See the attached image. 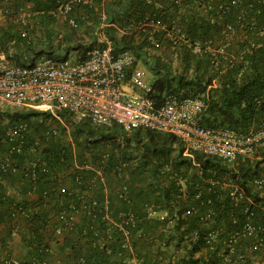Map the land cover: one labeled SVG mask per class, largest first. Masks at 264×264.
<instances>
[{"label": "trees", "instance_id": "1", "mask_svg": "<svg viewBox=\"0 0 264 264\" xmlns=\"http://www.w3.org/2000/svg\"><path fill=\"white\" fill-rule=\"evenodd\" d=\"M207 1L63 0V4L70 5V11L63 18L58 12L61 3L56 0H9L3 4L7 9L0 11L16 14L24 10L18 9L20 6L29 5L27 12L33 15L34 21L32 25H21V21L14 18L8 26H0V54L19 65L29 64L40 55L55 58L60 51L68 56L67 52L72 50L76 56L83 57L88 49L98 44L100 33L112 43L115 53L129 51L137 61L147 65L153 77L151 96L156 105L167 94L183 90L204 100L206 107L201 126L246 133L264 122V4L254 0L252 9H248L250 0H240L238 6L228 9L211 24L207 12L203 11ZM13 6L17 9H11ZM57 15L62 18L59 26ZM70 18L75 21L74 26L69 25ZM158 19L166 26L165 31L149 26V21ZM225 23L234 26L235 33L227 38L225 56H217L215 66L209 54L192 53L195 43L226 38ZM19 25L28 35L40 31V36L35 42L29 41L18 31ZM175 28L186 38V43L178 40ZM154 42L159 46L154 47ZM156 50L160 53H152ZM55 113L71 129L70 138L65 137V128L48 111L5 113L15 122L27 123L30 129L22 154L12 159L19 167L27 159H38L50 173L37 184L35 197L29 198L24 195L28 194L30 185L21 172L0 170V252H8L10 242L18 237L20 245L28 248V259L40 257L45 264H50L49 243L59 238L52 234L51 219L60 208L50 204L51 189L75 188V172L71 170L75 160L78 164L89 163L96 167L104 164V173L112 181H108V211L116 221L120 215H133V222L126 226L140 263L237 264L241 257L242 264H251L246 250L253 244L252 239L239 238L230 252L229 237L240 224L249 220L243 212L246 207L254 213L250 219L254 226L264 228V217L259 209L234 201L230 188L220 184L237 183L246 196L264 206V182L257 191L252 186L254 179L264 180L260 173L264 150L255 158L245 160L246 164L237 170L234 165L242 161L232 164L197 153L193 158L183 155L181 143L169 133L148 129L125 132L118 126L96 127L75 121L65 111L56 110ZM46 121L49 124H45ZM12 123L0 128V151L4 152L0 162L8 157L9 143L3 138V131ZM49 127L55 128L56 134L41 138ZM37 139L40 141L35 144ZM32 147L34 153L30 150ZM121 162L127 165L121 170L127 177V200L117 195L116 167ZM83 176L84 181L92 173L83 172ZM209 181L220 184L210 185ZM19 186L20 191L17 190ZM87 188L81 186L79 190ZM43 191L51 193L48 202L41 199ZM197 191L199 199L194 197ZM90 199L97 203L92 209L95 219L85 210L79 215L81 221H77L73 231L55 242H60V251H68L59 260L62 264H130L126 250L121 248V233L114 229L107 233L106 223L101 220L103 193L100 186L94 187ZM67 200L64 196V205ZM149 208L156 212L167 211V216L164 219L150 217ZM190 208H195L196 212L185 215V210ZM16 209L26 216L17 214L14 217ZM207 214L209 217L205 218ZM234 217L237 222H233ZM211 230L218 231L212 246L205 239ZM98 241L104 245L100 246ZM43 246L48 251L42 253ZM263 248L254 255L262 263ZM1 257L11 256L0 253ZM20 264L27 262L20 260Z\"/></svg>", "mask_w": 264, "mask_h": 264}, {"label": "built area", "instance_id": "2", "mask_svg": "<svg viewBox=\"0 0 264 264\" xmlns=\"http://www.w3.org/2000/svg\"><path fill=\"white\" fill-rule=\"evenodd\" d=\"M3 0L1 3L8 2ZM61 3L58 9L60 15L65 18L70 11L69 3H62L63 0H56ZM250 0L248 9H252ZM264 4V0H258ZM240 0H208L203 6V11L207 12V20L214 24L222 14L228 9L236 7ZM216 9V12H214ZM247 9V8H240ZM69 25L74 26L75 21L68 19ZM149 26L158 31H165L166 26L161 20L149 21ZM101 25L104 26L102 20ZM173 28V27H172ZM178 40L186 43L183 34H179V29L175 28ZM223 32L226 38L208 40L202 44L195 43L192 46V53H207L211 56L212 63L216 65L217 56L224 57L228 45L227 38L235 33V27L229 23L223 25ZM264 33V31L262 32ZM172 41V39L170 38ZM97 45L88 49L83 57L72 55L63 58H53L40 55L29 64H14L7 59L4 54H0V109L6 108H26L48 111L58 123L68 132V126L56 115L55 111L67 112L77 122H88L96 127L118 126L125 132L135 129H148L157 132L169 133L175 136L183 147V155L191 157L197 153L206 157L214 158L225 163H237L255 158L260 150H264V122L258 127L250 129L246 133H237L228 128H209L201 126V116L206 104L201 97L191 96L183 90L172 92L163 97L162 102L155 104L151 96L152 85L147 81L152 77L148 68L141 66L129 51L115 53L114 47L107 38L97 35ZM174 42V41H173ZM154 47L159 44L154 42ZM67 54H69L67 52ZM30 129L25 122H14L3 131V138L9 143L8 157L0 162V170L19 171L23 179L29 183L28 194H36L37 184L44 176L49 175L50 170L46 168L38 159H27L22 166L12 159L13 156L22 154L25 147V137ZM57 130L49 127L41 138L55 135ZM38 144L40 139H37ZM70 140V139H69ZM33 153L35 148L30 149ZM126 162H121L116 167V177L118 179L117 195L121 200H127V177L121 170L126 168ZM104 164L92 166L89 163L78 164L73 161L72 171L74 174L73 189L58 187L52 191L50 204H56L60 208L52 215V234L55 237H63L67 232L73 231L78 221L79 215L85 210L89 216L95 219L92 209L97 205L91 198V191L97 185L103 193V210L101 220L106 223L107 233L114 229L122 235L121 248L126 250L130 264H142L136 258L130 243V230L128 224L133 222V215H120L116 221L109 213L107 205V195L109 193V183L107 175L104 173ZM91 172L89 179L82 180L83 172ZM264 180L254 179L252 186L257 191L262 188ZM210 185L220 184L218 181H209ZM181 184V181H180ZM221 187L230 188V197L236 202L247 203L251 208L260 210L264 217V206L245 194L244 189L237 183L220 184ZM88 186L87 190H79L80 187ZM54 192V194H53ZM183 194V191H181ZM51 193L43 191L41 199L48 202ZM64 196L69 199L64 205ZM195 199L200 198V192L194 195ZM201 204H203L201 202ZM246 207L243 212L247 219L236 228L229 237L228 245L230 252L239 238L252 239V245L247 247V254L251 264H264L259 262V257L255 253L264 247V228L256 227L250 219L254 213L248 211ZM196 212L195 208L185 210V215ZM26 216L23 211L16 209V215ZM148 216L164 219L167 211L156 212L152 208L148 209ZM209 214L205 216L208 218ZM237 222V217L233 218ZM98 236L95 230H92ZM218 231L211 230L206 235L207 244L212 246L217 239ZM14 235V234H13ZM99 242V241H98ZM99 245H104L99 242ZM264 249V248H263ZM107 253L110 252L106 248ZM48 249L43 246L41 252ZM226 261L228 258H224ZM27 264H45V260L40 257H32L26 260ZM82 263V261H81ZM240 257L237 264H242ZM0 264H20V260L13 257H1ZM83 264V263H82Z\"/></svg>", "mask_w": 264, "mask_h": 264}, {"label": "rangeland", "instance_id": "3", "mask_svg": "<svg viewBox=\"0 0 264 264\" xmlns=\"http://www.w3.org/2000/svg\"><path fill=\"white\" fill-rule=\"evenodd\" d=\"M58 16V15H57ZM17 21V20H20L21 21V25H23L24 23H28L30 25H32L33 21H34V17L32 14H30L29 12H27V9H24V10H20V12L16 13V14H5L3 13L2 11H0V26H3V27H6L8 26V22H12L13 20ZM57 25H61L62 24V18L61 16H58L57 17ZM16 25V23H15ZM21 33L25 34V37L26 39H29V41H36L38 39V37L40 36V31H37L35 34H32V35H28L26 30L24 28H21L20 25H19V28H18ZM103 35V34H102ZM60 39V37H58ZM57 40V39H56ZM56 40H54V43H56ZM72 53H74L72 50L69 52V55L71 56ZM152 53L154 54H158L160 53L158 50L156 51H153ZM65 56V53L63 51H60L59 53H56L55 55V58H63ZM29 59V57H28ZM140 62V65L141 66H144L147 68V65L144 64L143 62L139 61ZM147 83L149 85H152L153 83V77H151ZM32 111H41V110H38V109H26V108H6V109H0V128H3L5 125H7L9 122H15L13 118H9L5 113H10L11 115H16V113H31ZM45 124H49L48 121L45 122ZM65 132V137L67 138H70V135H71V129L69 128V131ZM4 152L3 151H0V157H3L4 155ZM193 158V157H192ZM246 161H242L241 163H237L234 165V168L238 170L239 167L241 166H244L246 163ZM24 164V162L22 163ZM194 165L196 167H198L197 164L194 163ZM262 169H261V174L264 175V163L260 166ZM59 180V179H58ZM108 181L112 183V181L108 178Z\"/></svg>", "mask_w": 264, "mask_h": 264}, {"label": "crops", "instance_id": "4", "mask_svg": "<svg viewBox=\"0 0 264 264\" xmlns=\"http://www.w3.org/2000/svg\"><path fill=\"white\" fill-rule=\"evenodd\" d=\"M22 6H20V8H18V9H28V7H29V5H27V6L22 5ZM0 9H7V8H6V6L3 7V3L0 2ZM11 9H17V8H16V6H13ZM66 184H68V183H66ZM17 190L20 191V190H22V188H20V186H19L17 188ZM25 190H26V187H25ZM26 191H25V193H27ZM35 195L36 194H34V195L25 194L24 196L25 197L29 196V198H34ZM79 221H81L80 216L78 217V222ZM61 239L62 238L59 237L58 239L56 238L54 241H50V243H49L50 248H51V252H52V256L50 258V264H62L61 261L59 260L60 259L59 257L68 252L67 250L60 251V248H59L60 242L58 244L55 243L56 241H61ZM0 253L2 256L8 254L11 257L19 259V260H27L29 255H30L28 253V248H24V246L20 245L18 237H14L13 240L10 242V247L8 248V252L7 251H1Z\"/></svg>", "mask_w": 264, "mask_h": 264}]
</instances>
